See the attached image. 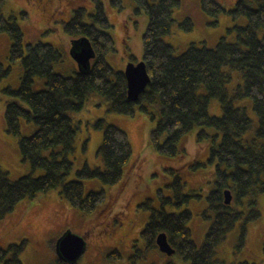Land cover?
Segmentation results:
<instances>
[{
    "label": "trees",
    "instance_id": "1",
    "mask_svg": "<svg viewBox=\"0 0 264 264\" xmlns=\"http://www.w3.org/2000/svg\"><path fill=\"white\" fill-rule=\"evenodd\" d=\"M6 1L0 0V11ZM109 1L116 9H122L121 0ZM133 1L135 11L147 17L141 39V60L149 76L136 100L127 97L123 69H115L106 60L115 46L110 31L112 25L101 0H92L93 11L90 12L84 6L72 9L70 17L61 22L62 29L72 40L84 37L94 51L90 67L70 75L53 70L54 62L62 56L55 45L43 41L24 43L16 14H0V32H5L10 40L7 59L19 62L21 67L18 86L1 89L8 97L4 101V129L7 134L18 137L21 158L28 161L32 172L42 170L37 176L31 172L10 179L8 172L0 168V220L21 200L51 189H58L60 197L85 213L93 212L104 202V190L85 193L82 179L95 178L112 185L122 178L131 146L126 132L118 126L103 118L94 120L93 127L102 131L96 150L102 166L85 162L76 170L75 179H67L72 169L70 154L74 150L77 129L70 113L80 111L92 94H99L108 101L111 112L133 115L138 108L155 120L147 142L161 157H182L180 139L196 125L203 126L198 139L209 136L205 127L220 132L218 141L215 140L217 133L211 135L213 140L206 158L215 166L214 187L206 195L207 207L202 214L210 222L200 245L195 243L187 226L191 211L165 208L169 204L177 209L190 197L199 196L183 191L184 182L175 167L165 168L172 174L167 184L172 192L164 196L162 189L157 188L158 208L151 198L137 204L150 211L140 232L144 248L155 247L156 235L165 232L175 249L174 254L186 264H219L215 250L226 233L241 220L239 239L242 241L247 222L260 215L255 194L264 191V0H236L227 10L234 21L245 18L244 24L234 23L227 28V32L233 33V39L222 36L212 47L190 42L178 54L163 37L171 30L173 10L180 6V0ZM200 8L213 17L225 12L216 0H201ZM19 15L25 18L27 14L20 11ZM178 25L185 31L193 27L189 17H184ZM130 58L131 62H137L133 61L132 54ZM3 67L0 63V76L10 69ZM233 71L239 73L240 79L229 91L227 85L233 79ZM36 78L43 81V86L36 88ZM211 98L219 101L220 115L209 112ZM244 98L250 99L256 120L248 115L246 106L235 104ZM21 119L35 124L31 134H20ZM225 189L232 195L229 204L223 202ZM25 242L26 239H22L5 247L0 245V263L22 264L20 253ZM143 250L134 248L135 254L130 259L135 262L144 255ZM106 256L113 261L121 254L111 248ZM53 264L68 263L57 256Z\"/></svg>",
    "mask_w": 264,
    "mask_h": 264
},
{
    "label": "rangeland",
    "instance_id": "2",
    "mask_svg": "<svg viewBox=\"0 0 264 264\" xmlns=\"http://www.w3.org/2000/svg\"><path fill=\"white\" fill-rule=\"evenodd\" d=\"M105 12L112 25L110 31L114 39L115 49L106 55L107 62L115 69H123L131 61H139L142 56V33L147 24V17L143 12L135 11L133 0H121L122 9H116L109 0H101ZM225 9L217 17L206 14L200 8L201 0H180V6L173 10L171 30L163 40L174 49V53H181L190 42L198 46L212 47L218 39L226 36L233 39V33L227 28L234 23L244 24L245 18L236 21L231 18L227 10L231 9L236 0H216ZM84 6L87 11H93L92 0H7L0 11L3 16L16 14V21L22 29L24 43L37 41L55 45L61 52V58L54 62L55 72L70 75L78 70L76 61L70 53L71 37L62 29L61 22L66 21L72 9ZM26 12V17L19 15ZM184 17H189L193 27L185 31L178 25ZM216 21L212 23V21ZM261 36V34H259ZM10 40L5 32H0V63L3 68L10 67L6 75L0 76V168L8 172L10 179H16L31 173L28 161L21 158L18 148V137L9 135L4 129V101L8 97L1 91L4 87L18 86L21 75L19 62L7 59ZM233 79L227 85L229 91L239 82L240 75L232 72ZM43 86L40 78L35 79L36 88ZM200 91H203L201 89ZM236 105L247 107V113L256 120L249 98L236 101ZM152 110H156L153 106ZM208 110L213 115L221 114V107L216 98H211ZM73 123L77 125L74 150L70 154L72 169L67 179L76 178V170L86 162L90 166H102V161L96 154L101 142L102 131L93 127L97 118H103L107 123L114 124L124 130L131 146V156L124 168L122 178L106 185L98 179H82L85 193L90 190L103 189L105 200L93 212L85 213L71 206L60 197L58 189H51L39 193L33 198L23 199L15 208L0 220V245L7 246L12 242L26 239L24 249L20 253L22 264H53L57 254L55 240L66 231L85 237L86 248L75 264H186L178 254L167 256L157 245L144 248L140 232L148 220L150 211L140 208L137 204L147 198L153 199V205L159 207L157 188L162 194L170 195L171 187L167 184L172 180V174L166 167H175L184 182L183 191L192 196L181 207L175 209L167 204L166 210L191 211V219L187 226L193 240L200 245L207 230L209 219L202 212L207 207L206 195L214 187V163L206 161L212 134L217 133L215 140L220 139V132L211 127L209 136L198 139L197 134L203 126L196 125L180 139L179 149H183L182 157L173 159L159 156L148 145V134L155 120L150 115L142 113L136 108L133 115L118 114L109 111L108 101L99 94H92L85 101L84 107L77 112L70 113ZM35 124L20 120V134L29 135ZM196 164H198L196 166ZM41 169L32 172L37 176ZM256 208L260 215L246 224L243 240L240 241L241 220L226 233L225 239L216 247L215 257L219 264H264V191L255 194ZM153 206V207H154ZM156 243V241H155ZM116 248L121 257L111 261L106 253ZM135 249H144V255L136 258L130 256ZM1 264V263H0Z\"/></svg>",
    "mask_w": 264,
    "mask_h": 264
},
{
    "label": "water",
    "instance_id": "3",
    "mask_svg": "<svg viewBox=\"0 0 264 264\" xmlns=\"http://www.w3.org/2000/svg\"><path fill=\"white\" fill-rule=\"evenodd\" d=\"M70 53L76 61L79 71L86 70L90 67V59L94 56V51L84 37L71 40ZM124 75L127 86V97L136 100L139 93L145 88L149 81V76L145 69V64L142 60L136 63L129 62L124 68ZM232 195L229 189L223 191V202L229 204ZM156 245L158 249L167 256L172 255L175 249L167 240L165 232H159L156 235ZM85 237L80 234L72 233L71 231L64 232L55 241V252L57 256L72 264L77 261L81 254L85 251Z\"/></svg>",
    "mask_w": 264,
    "mask_h": 264
},
{
    "label": "flooded vegetation",
    "instance_id": "4",
    "mask_svg": "<svg viewBox=\"0 0 264 264\" xmlns=\"http://www.w3.org/2000/svg\"><path fill=\"white\" fill-rule=\"evenodd\" d=\"M47 1H49V0H47Z\"/></svg>",
    "mask_w": 264,
    "mask_h": 264
},
{
    "label": "bare ground",
    "instance_id": "5",
    "mask_svg": "<svg viewBox=\"0 0 264 264\" xmlns=\"http://www.w3.org/2000/svg\"><path fill=\"white\" fill-rule=\"evenodd\" d=\"M146 86V85H145Z\"/></svg>",
    "mask_w": 264,
    "mask_h": 264
}]
</instances>
